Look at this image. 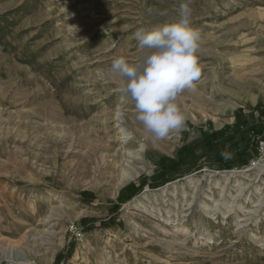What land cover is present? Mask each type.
I'll return each mask as SVG.
<instances>
[{
    "label": "rangeland",
    "instance_id": "rangeland-1",
    "mask_svg": "<svg viewBox=\"0 0 264 264\" xmlns=\"http://www.w3.org/2000/svg\"><path fill=\"white\" fill-rule=\"evenodd\" d=\"M181 2L0 0V264H264V172H243L264 141V0H190L202 72L162 140L146 144L111 72L141 65L135 32L177 21ZM231 136L255 153L243 167L212 146ZM115 156L132 181L100 174Z\"/></svg>",
    "mask_w": 264,
    "mask_h": 264
},
{
    "label": "clouds",
    "instance_id": "clouds-1",
    "mask_svg": "<svg viewBox=\"0 0 264 264\" xmlns=\"http://www.w3.org/2000/svg\"><path fill=\"white\" fill-rule=\"evenodd\" d=\"M189 3L182 0L177 21L135 32L139 46L148 50L141 65L122 56L111 64V72L122 78L123 90L135 103L136 119L156 140L184 126L186 117L177 99L185 90H195L202 72L198 57L201 34L191 26ZM117 116L122 121L123 111Z\"/></svg>",
    "mask_w": 264,
    "mask_h": 264
},
{
    "label": "trees",
    "instance_id": "trees-1",
    "mask_svg": "<svg viewBox=\"0 0 264 264\" xmlns=\"http://www.w3.org/2000/svg\"><path fill=\"white\" fill-rule=\"evenodd\" d=\"M251 119H249L248 121V125L246 126V134L249 135V133H254V132H258L260 133V129L255 127V126H252L253 122L250 123ZM244 133V132H243ZM223 136L222 134H220L219 137ZM210 144H206L205 147L209 146ZM213 148L217 149V152L222 155L226 152H235V153H238L239 156L237 157V161H236V166H239V167H243L245 165L248 164V162L255 157V153H253V151H251V149H249L248 147V141H247V138L246 137H239L237 139H235V137L231 136V137H224L222 138L221 141H217L216 143H214L213 145ZM187 157V156H185ZM185 157H182L180 158L177 162H171V161H168L166 159H164L162 161V165H163V172H165V174L167 175H176V172H177V168H178V163L183 161L184 159H186ZM153 178V177H152ZM173 177H168L167 179H171ZM144 180V179H143ZM141 180V182L143 181ZM142 184V183H141ZM131 189V186H127L126 188L122 189L121 192H120V195H119V198L118 200L120 201L121 200V197L124 195V194H127L128 191ZM138 193V192H137ZM136 192L134 193H129V197L127 196V199L130 198L131 196H134L137 194ZM105 225V224H104Z\"/></svg>",
    "mask_w": 264,
    "mask_h": 264
},
{
    "label": "bare ground",
    "instance_id": "bare-ground-1",
    "mask_svg": "<svg viewBox=\"0 0 264 264\" xmlns=\"http://www.w3.org/2000/svg\"><path fill=\"white\" fill-rule=\"evenodd\" d=\"M210 97V96H209ZM135 126H138V127H142V128H144L143 127V125H142V123L140 124V123H136V125ZM144 130H146L145 128H144ZM123 135H125V134H123ZM142 136H144L143 134H141ZM149 136L146 138V144L147 145H149V144H151V142H152V137H153V135L151 134V133H149L148 134ZM144 147H141V151H139V152H137V153H135L134 155L133 154H131V153H129L128 154V156H129V158H128V160H127V162H126V165H125V167H127V168H129L132 164H135V162L137 163L139 160H140V158H141V154H144ZM131 155H133V156H131ZM112 156H114V155H112ZM117 156H115V157H112V160H111V162H108V161H102L101 163V167L99 168V172H100V174H104L103 172L105 171V170H107V169H112V173L114 174L115 173V171H118V169L120 168V172H121V174H120V176H121V178H122V183L121 184H124V183H126V182H128V181H132L133 180V178H132V176L128 173V171L127 170H125V169H122V167L123 166H120L119 164H118V162H117V158H116ZM103 160V159H102ZM253 164V163H252ZM140 168V171H143L144 170V167H139ZM131 169V168H130ZM255 169H258V171L259 172H264V163H259L257 166L255 165V167H248L247 169H244V171L243 172H245V173H247V172H249V171H252V170H255ZM98 172V173H99ZM107 172V171H106ZM242 172V173H243ZM136 173V172H135ZM136 176V175H135ZM121 181V180H120ZM226 182H228V180L226 181ZM243 190V189H242ZM242 190H241V192H242ZM245 213V212H244Z\"/></svg>",
    "mask_w": 264,
    "mask_h": 264
},
{
    "label": "built area",
    "instance_id": "built-area-1",
    "mask_svg": "<svg viewBox=\"0 0 264 264\" xmlns=\"http://www.w3.org/2000/svg\"><path fill=\"white\" fill-rule=\"evenodd\" d=\"M259 150H260V153H259V157L257 160V164L264 163V141H260ZM4 264H14V263L12 261H6ZM31 264H34V263H31Z\"/></svg>",
    "mask_w": 264,
    "mask_h": 264
}]
</instances>
